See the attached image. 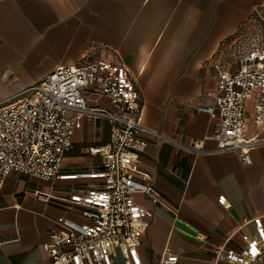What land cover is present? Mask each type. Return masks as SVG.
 Masks as SVG:
<instances>
[{
  "label": "crops",
  "instance_id": "crops-1",
  "mask_svg": "<svg viewBox=\"0 0 264 264\" xmlns=\"http://www.w3.org/2000/svg\"><path fill=\"white\" fill-rule=\"evenodd\" d=\"M262 0H0V102L17 96L56 66L85 57L121 61L139 91L140 120L150 138L136 173L157 198L134 193L148 210L141 264H213L214 249L238 248L244 220L264 212V143L250 162L215 151L219 118L197 110L212 102L219 70L233 71L231 46ZM264 38V27L262 28ZM90 104L92 102H89ZM99 103L110 107L106 98ZM245 101V136L264 138ZM110 123L84 117L64 155L65 169L92 163L89 148L109 140ZM200 140L202 151L184 148ZM73 181H51L11 170L0 187V264H49L42 248L64 218L85 221L81 207L53 198ZM226 196V204L218 201ZM67 195V194H66ZM114 264H125L116 252Z\"/></svg>",
  "mask_w": 264,
  "mask_h": 264
},
{
  "label": "built area",
  "instance_id": "built-area-1",
  "mask_svg": "<svg viewBox=\"0 0 264 264\" xmlns=\"http://www.w3.org/2000/svg\"><path fill=\"white\" fill-rule=\"evenodd\" d=\"M251 18V30H240L231 46L237 60L233 71L219 70L212 102L197 110L216 115L215 151L233 150L249 163L251 148L264 138L245 136V101L253 97V117L264 124V0ZM106 98L110 107L99 103ZM89 102H92L91 104ZM139 91L128 68L119 60L85 57L78 65H59L17 96L0 102V187L11 170L49 180L73 181L66 194H52L81 207L84 222L64 218L63 229L52 230L42 248L49 264H114L119 252L125 264H141L142 235L148 210L134 193L157 198L136 173L139 154L150 138H161L140 120ZM84 117L108 120L109 140L89 148L92 163L65 169L64 155L72 147L74 130ZM184 148L202 151L200 140ZM218 201L227 205L226 196ZM238 248L214 249L213 264H264V212L244 220ZM167 253L159 264H176Z\"/></svg>",
  "mask_w": 264,
  "mask_h": 264
}]
</instances>
